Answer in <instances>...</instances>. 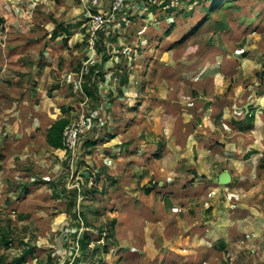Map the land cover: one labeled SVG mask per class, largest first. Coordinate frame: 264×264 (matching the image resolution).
<instances>
[{"label":"rangeland","instance_id":"1","mask_svg":"<svg viewBox=\"0 0 264 264\" xmlns=\"http://www.w3.org/2000/svg\"><path fill=\"white\" fill-rule=\"evenodd\" d=\"M109 3L111 0L102 1L106 10L102 6L97 11L108 14ZM120 16L119 20L117 14L107 26L111 36L102 38L120 49L115 52L122 61L118 69L132 77V82L127 84L131 88L128 99H118L116 110L109 113L110 123L103 122L102 116L95 112L79 137L80 147L75 151L65 147L61 152L62 162H47L41 154L36 161L23 158L22 162L6 164L0 201V235L9 243L4 245L8 248L0 258L18 264L15 257L25 254L20 264H49L50 261L73 264L74 255L95 250L93 257L81 259V264H264V254L258 253V248L264 251V245L248 244L254 235L249 233L251 236L247 237L248 233L241 232V223L236 220L238 210L232 209L235 207L228 209L221 227L216 222L210 227L209 222L217 221L218 215L212 209L199 214L198 204H192L188 213L173 209L175 216L166 208L155 214L157 218L150 208L136 211L127 206L124 211L125 206L119 200L122 186L118 176L124 169L119 135L125 129L121 122L123 114L130 112L124 108L129 103L132 104L127 122L129 134L137 133L145 138L148 142L144 141L143 145H148L149 152L152 141L168 140L166 110L169 109L170 115H181L190 89H194L197 73L203 75L209 71L210 75L215 74L209 77L214 83L216 78L221 80L225 76L233 83L243 63L245 68L241 69L264 79V0H135ZM109 50L104 57L106 53L107 58L114 56V50ZM128 56L135 57L131 65L126 63ZM111 83L116 86L114 81ZM82 99L76 98L81 106ZM140 105L143 113H134ZM81 110L69 120L78 121L81 114H87ZM156 123H161V130L156 129ZM104 140V146L97 145ZM141 141L138 140L139 144ZM140 148L136 145L134 149L140 151ZM90 150H98L99 154L90 155ZM102 154L112 158L109 165L105 164ZM96 168L111 169L103 192L97 184L99 180L94 185L92 177H87ZM44 182L49 183H45L48 187L45 193L32 191ZM51 186H56V194L49 190ZM75 188L79 196L77 211L84 212L85 219H80L70 208L73 200L69 199L71 195L76 196ZM126 190L128 195L137 192L131 185ZM28 192L33 196L25 203L33 206L20 208L19 203ZM42 198L45 203L40 202ZM61 208L62 218L56 215L61 213ZM64 216L66 219L62 220ZM114 218L116 223L109 231ZM85 233L88 242L81 249L77 239ZM222 241L227 247L221 248Z\"/></svg>","mask_w":264,"mask_h":264},{"label":"crops","instance_id":"2","mask_svg":"<svg viewBox=\"0 0 264 264\" xmlns=\"http://www.w3.org/2000/svg\"><path fill=\"white\" fill-rule=\"evenodd\" d=\"M112 2L107 5L108 11ZM102 6L106 10V6L94 5L91 0H0V201L7 163L22 162L23 158L36 161L41 154L47 162H62L64 148H55L47 141V130L57 119H71L81 108L89 120L96 112L103 122L109 121V113L116 110L118 99H128L131 88L127 84L132 82V77L118 69L122 61L115 52L120 49L102 38L111 36L110 29H101L94 43L90 41L85 19L90 11ZM127 7L130 4L122 7V13ZM107 49L114 50L113 57L107 58V53L104 57ZM132 60L135 57L128 56L126 63L131 65ZM244 66L242 63L233 83L227 76L216 78L214 83L209 77L215 74L197 73L181 115H170L169 109L166 110L168 140L152 141L149 152L148 145H143L144 141L148 142L145 138L137 133H130L133 137L129 134L127 122L132 104L127 103L124 108L130 112L123 114L121 123L125 129L119 135L123 146L120 155L124 157L123 173L118 175L122 186L119 200L125 206L124 211L127 206L136 211L150 208L157 218L155 214L166 208L175 216L173 209L188 213L192 204H198L199 214L212 209L218 215L217 221L209 222L210 227L215 222L221 227L228 209L235 207L232 209L238 210L236 220L241 224H236H240L241 232L254 235L248 244L264 245V79L250 75L247 69H241ZM90 69L94 70L92 76L88 73ZM124 76L127 81L122 83ZM78 96L83 98L82 106L76 100ZM141 106L134 113L142 114ZM160 125L156 123V129L161 130ZM138 140H142L141 144ZM100 144L104 146L105 140L97 145ZM136 145L141 146L140 151L134 149ZM90 152L93 156L99 154L98 150ZM102 158L105 164L111 163L108 155L102 154ZM97 169H91L87 177H92L94 185L99 180L97 184L103 192L111 169H102L106 172ZM45 183L49 184L34 186L32 191L45 193L48 190ZM128 185L134 186L136 194L126 193ZM49 190L57 192L56 186ZM76 190V196L69 199L73 200L70 208L80 219H85L84 212L77 211ZM31 192L25 194L20 208L33 206L25 203L30 202ZM63 194L60 191V196ZM40 202L45 203V198ZM60 211L56 215L61 216L62 208ZM65 219L66 216L62 220ZM4 237L0 235V242ZM4 245L0 243V256L7 251ZM225 247L222 241L221 248ZM261 250L258 248V253L264 254ZM93 254L87 252L82 259ZM81 255H74L72 261L81 264L83 261H75Z\"/></svg>","mask_w":264,"mask_h":264},{"label":"built area","instance_id":"3","mask_svg":"<svg viewBox=\"0 0 264 264\" xmlns=\"http://www.w3.org/2000/svg\"><path fill=\"white\" fill-rule=\"evenodd\" d=\"M94 5H101L102 0H91ZM135 0H113L112 6L109 9L108 14H104L99 11H90L88 13V19L86 21L87 29L90 35V41L94 43L97 38L98 32L107 27L110 22H112L119 10L125 5L134 3ZM90 123L89 117L87 114H81L79 116V120H71L64 129V144L65 147L72 149L75 151L81 145V141L79 139L81 133L84 131V126ZM247 237H250L251 234H246ZM241 241L244 242V239L241 238Z\"/></svg>","mask_w":264,"mask_h":264},{"label":"trees","instance_id":"4","mask_svg":"<svg viewBox=\"0 0 264 264\" xmlns=\"http://www.w3.org/2000/svg\"><path fill=\"white\" fill-rule=\"evenodd\" d=\"M154 7H152V10H154L153 9ZM123 10V8L121 9V10H119V13H120V11H122ZM92 68H94V67H92ZM127 72V71H126ZM89 76H92V74L94 73V70L93 69H90L89 70ZM86 75V74H85ZM127 81V76L125 77H123V79H122V83H125ZM87 85H86V87H84V92H86L87 93ZM95 88V87H94ZM122 92V91H121ZM110 99L111 100H113V96H111L110 97ZM69 119L68 118H66V117H62V118H59V119H57L49 128H48V130H47V141H48V143L50 144V145H52L53 147H55V148H65V144H64V129H65V126L67 125V123H69ZM90 143H92L91 141H88V144H90ZM114 223H115V220L113 221V222H111V224H110V228L108 229L109 231H111L112 230V228H113V225H114ZM87 233H85L84 234V236L83 237H80L79 239H77L78 240V242H79V245H80V248L81 249H83V248H85L86 247V245H87V242H88V240H87ZM2 242H4L5 244H6V246L8 245V240L7 239H2ZM2 242H0V243H2ZM98 247V246H97ZM91 252H95V250H93V251H91ZM87 254V251L86 252H84L83 253V255H82V257L81 256H76L75 257V261H78V262H80L81 261V259L84 257V255H86ZM24 255L25 254H23L22 256H20V257H15V259H14V261H16V262H18V264H20V263H23L24 262ZM0 264H12L11 262H9V261H6V260H4V259H0Z\"/></svg>","mask_w":264,"mask_h":264}]
</instances>
